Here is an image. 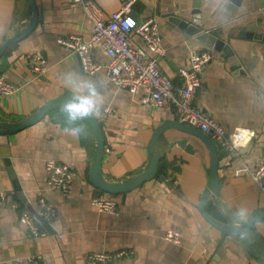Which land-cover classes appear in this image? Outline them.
Here are the masks:
<instances>
[{
    "label": "crops",
    "instance_id": "1",
    "mask_svg": "<svg viewBox=\"0 0 264 264\" xmlns=\"http://www.w3.org/2000/svg\"><path fill=\"white\" fill-rule=\"evenodd\" d=\"M79 1L34 0L37 26L27 38L9 46L0 59V76L20 87L15 95H0V121L17 123L48 102L77 93L76 88L63 83L66 72L95 80L103 84L102 109H111L105 119L101 111L95 114L105 140L103 174L108 181L122 182L147 167L157 129L166 122L179 121L173 107L150 108L141 102L144 92L133 94L113 85L105 69L93 76L86 74L79 56L57 43L58 38L73 34L90 38L92 22ZM83 1H93L106 18L120 10L123 2ZM196 10L201 13L203 31H216L230 43L240 70H232L224 53L197 36L187 37L171 21L175 14L192 24L198 17ZM133 16L140 22L157 21L167 50L160 68L177 86L182 84L179 70L189 67L194 55L207 48L214 51L194 102L228 133L245 131L248 140L239 157L219 150L220 196L208 201L207 210L220 221L224 215L238 224L247 222L257 209L264 208V195L247 174L237 175L236 171L264 162V40L241 38L240 34L248 25L264 20V0H137ZM32 17L28 0H0V47L21 34ZM134 43L143 45L138 36ZM31 52L47 60L49 72L42 78L30 71L27 55ZM94 60L106 66L109 57L96 47ZM61 109L19 132L0 135V191L18 205L14 209L8 204L0 210V264H29L30 256H36L41 264H88L93 253L121 250L129 256L114 264H263L244 243L264 253V215L244 238L225 234L201 214L199 205L209 184L211 156L199 137L176 128L165 131L156 145L165 163L163 174L119 195L120 216H114L92 206V198L100 193L90 180L96 147L92 127L84 119L79 122L84 128L81 135L65 132ZM182 140L188 141L193 153L177 144ZM47 159L72 165L78 172L68 195L47 184ZM172 172L178 177L176 187L170 180ZM42 201L53 206L56 216L51 231L47 230L49 235L34 238L20 217L24 211L39 215ZM171 228L183 233L180 245L165 239Z\"/></svg>",
    "mask_w": 264,
    "mask_h": 264
},
{
    "label": "built area",
    "instance_id": "2",
    "mask_svg": "<svg viewBox=\"0 0 264 264\" xmlns=\"http://www.w3.org/2000/svg\"><path fill=\"white\" fill-rule=\"evenodd\" d=\"M137 0H123L120 10L106 18L102 10L93 1H79L85 16L92 22L91 36L85 40L81 35L73 34L60 37L57 43L79 56L83 70L88 75H96L105 69L109 81L133 94L144 92L141 102L153 109H175L178 121L188 127L196 128L208 135L219 150L240 156L242 146L248 140V133L237 131L228 133L224 125L217 122L210 114L195 104V95L202 85L201 75L215 57L210 48L202 50L191 58L190 66L179 70L182 78L180 86L167 77L160 68V61L166 56L159 25L155 19L143 22L133 16V7ZM140 37L142 46L135 45L134 37ZM99 47L109 57L106 66L94 60V49ZM32 75L42 78L49 72L47 60L37 52L27 55ZM20 87L11 84L7 78L0 76V95L12 96L19 92ZM111 113L110 108L101 110L105 119ZM47 184L52 189L61 190L68 195L78 177L74 166L60 163L54 159L45 161ZM247 174L254 185L264 195V162L250 169L245 167L236 171L237 175ZM172 172L171 182L176 187L178 177ZM16 209V203H10L5 191H0V210L6 205ZM120 200L118 196L99 193L92 198V206L99 212L120 216ZM52 205L42 201L39 215L29 211L21 214L20 222L25 225L34 238L47 237L49 232L42 228L41 223L52 224L55 219ZM165 239L175 245L183 241V233L171 228ZM129 256V252L121 250L113 253L97 252L88 258V264H114L119 259ZM29 264H41L36 256L28 257Z\"/></svg>",
    "mask_w": 264,
    "mask_h": 264
},
{
    "label": "water",
    "instance_id": "3",
    "mask_svg": "<svg viewBox=\"0 0 264 264\" xmlns=\"http://www.w3.org/2000/svg\"><path fill=\"white\" fill-rule=\"evenodd\" d=\"M28 1L30 2L33 9V17L31 23L27 28H25L22 31L21 34H19L18 36L12 39H9L4 45H2V47H0V59L4 55V53L6 52L9 46L27 38L34 31L35 27L38 24L39 18H38V9L36 7V4L34 0H28ZM194 14L198 15V17L193 20L194 24L193 23L191 24L184 17H180L175 14H171L170 17L173 23L177 24L180 28H182L185 31L187 37L197 36V39L200 42L206 44L208 47L214 49L218 53H224L229 59V63L232 66V70H240L241 65L230 43H227L225 39H222V36L216 31L213 32L203 31L204 24L200 20L201 18L200 11L196 10L194 11ZM233 36L237 37V35H233ZM240 37L241 38L246 37L247 39H251V40L253 39L259 41L264 40V20L259 19L257 23H252L248 25V27L244 28L243 32H241ZM67 97L69 96L59 97L48 102L36 113L17 123L0 121V135L16 133L38 123L39 121L44 119L47 115H49L52 111H54L60 106H63L65 99ZM85 120L92 127L95 137V144H96L95 155L90 170V180L92 185L96 187V189H98L101 193H108L116 196L123 195L131 191H134L139 187H141L143 184L157 178L159 175V166H160L161 157L157 151L156 145L158 143L159 138L165 131L171 128H176L181 131L188 132L199 137L209 150L211 156L209 184L202 196L199 205V210L203 215V217L212 226L221 230L227 235L234 237H236L237 235H242L244 238H246L248 231L254 227L258 217L264 215V208H259L253 213V215L247 222L243 224H238L235 223L229 217L224 215H223L224 221H220L215 217H213L208 212L207 210L208 201L209 200L217 201L218 197L220 196V180H219L220 154L216 143L208 135L201 132L200 130L196 128L188 127L176 121H169L162 124L159 127V129H157L151 141L150 160L145 170L142 173L134 177H131L125 181L111 182L104 177L103 169H102L103 158L105 155V140H104L101 123L95 114L89 116ZM177 144L180 147L185 148L189 153L194 152L192 146L188 145V141L186 140L178 141ZM6 163L8 165L11 164L9 159H6ZM12 177H14V174L12 175ZM16 189H20V188L16 186ZM13 196L15 197V195ZM43 227L46 230L51 231L50 224L44 222ZM244 245L247 246V249L254 256L260 258L262 263L264 264V253H261L256 247L247 245L246 243H244Z\"/></svg>",
    "mask_w": 264,
    "mask_h": 264
},
{
    "label": "clouds",
    "instance_id": "4",
    "mask_svg": "<svg viewBox=\"0 0 264 264\" xmlns=\"http://www.w3.org/2000/svg\"><path fill=\"white\" fill-rule=\"evenodd\" d=\"M63 83L69 88L78 90L77 93L67 97L62 106L64 131L79 136L84 132L79 122L99 113L102 109L103 84L74 72H66L63 75Z\"/></svg>",
    "mask_w": 264,
    "mask_h": 264
},
{
    "label": "trees",
    "instance_id": "5",
    "mask_svg": "<svg viewBox=\"0 0 264 264\" xmlns=\"http://www.w3.org/2000/svg\"><path fill=\"white\" fill-rule=\"evenodd\" d=\"M164 170H165V163L163 162V160H161L160 161V166H159V175H158V177H160L163 174Z\"/></svg>",
    "mask_w": 264,
    "mask_h": 264
}]
</instances>
